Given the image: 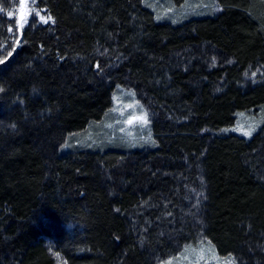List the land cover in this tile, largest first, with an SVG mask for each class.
Segmentation results:
<instances>
[{
	"label": "trees",
	"instance_id": "trees-1",
	"mask_svg": "<svg viewBox=\"0 0 264 264\" xmlns=\"http://www.w3.org/2000/svg\"><path fill=\"white\" fill-rule=\"evenodd\" d=\"M216 2L33 0L52 20L20 24L0 0V264H160L203 237L264 264V0ZM118 87L153 140L77 144Z\"/></svg>",
	"mask_w": 264,
	"mask_h": 264
},
{
	"label": "rangeland",
	"instance_id": "rangeland-1",
	"mask_svg": "<svg viewBox=\"0 0 264 264\" xmlns=\"http://www.w3.org/2000/svg\"><path fill=\"white\" fill-rule=\"evenodd\" d=\"M20 2L21 0H19L17 10L20 24H25L24 21L28 22L30 19L45 23L40 19V16L47 19L48 15L35 7L33 0H24L25 7L23 9L20 8ZM144 2L154 10L157 18L176 22L190 15L213 13L218 9L216 0H183L179 5H175L171 0H144ZM37 12L39 15H36ZM143 113H147V111L135 93L125 87H118L113 93L112 106L105 117L90 124L83 133L76 136L75 142L87 147L117 141L130 146L146 145L153 140V137L150 131V122L144 125L138 119ZM129 120L131 123H128ZM260 122L261 117L258 115L241 111L237 113L235 123L227 130L249 137L258 129ZM249 131L251 135H245V132ZM229 261H234L236 264L233 255L219 254L214 244L203 237L194 244L185 245L177 254L160 264H229Z\"/></svg>",
	"mask_w": 264,
	"mask_h": 264
},
{
	"label": "snow or ice",
	"instance_id": "snow-or-ice-1",
	"mask_svg": "<svg viewBox=\"0 0 264 264\" xmlns=\"http://www.w3.org/2000/svg\"><path fill=\"white\" fill-rule=\"evenodd\" d=\"M25 7L24 4V0H21L20 2V8L23 9ZM0 11H3V9H0ZM36 15H39V12L36 13ZM8 16L11 17L12 16V12H8ZM23 19V18H22ZM40 19L42 21H44L45 23H47L49 20H52V17L49 15L47 17V19H45L44 16H40ZM25 23L27 22L26 20L24 21ZM9 31H11V28L9 29ZM3 91V88H0V92ZM129 107H131V105H129ZM138 119L144 124L147 125L148 124V116L147 113H143L140 117H138ZM128 123H131V120L128 121ZM12 127H15V125H13ZM123 130V129H122ZM245 135H251V132H245ZM150 138V137H149ZM229 264H234V261H229Z\"/></svg>",
	"mask_w": 264,
	"mask_h": 264
}]
</instances>
